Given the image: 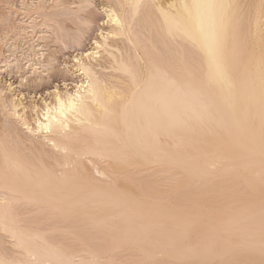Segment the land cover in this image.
Segmentation results:
<instances>
[{
    "label": "snow or ice",
    "instance_id": "obj_1",
    "mask_svg": "<svg viewBox=\"0 0 264 264\" xmlns=\"http://www.w3.org/2000/svg\"><path fill=\"white\" fill-rule=\"evenodd\" d=\"M0 7L17 36L13 4ZM100 7L15 6L36 50L21 79L45 103L30 123L11 84L0 91V264H264V0L105 6L112 35L131 36L155 11L166 48L195 50L138 57L119 85L84 61L107 48L104 29L90 35ZM60 56L80 82H67Z\"/></svg>",
    "mask_w": 264,
    "mask_h": 264
},
{
    "label": "bare ground",
    "instance_id": "obj_2",
    "mask_svg": "<svg viewBox=\"0 0 264 264\" xmlns=\"http://www.w3.org/2000/svg\"><path fill=\"white\" fill-rule=\"evenodd\" d=\"M7 1V0H6ZM19 1V0H18ZM8 2V1H7ZM3 2V3H7ZM13 0L11 3L13 4ZM19 4H31L34 0H20ZM36 3H40L41 0H35ZM49 4L55 3V0H47ZM64 3H87L88 0H62ZM94 3L101 5L99 9H90L89 16L92 19L94 33L91 35L92 39L100 40V37L97 33L104 29L105 38L101 41V43L107 42V48L102 47L99 49V55L94 57L90 62L87 57L84 58L86 66H90V70L94 73V77H99L100 81L107 82L110 85H119L120 79L123 75L121 71V67L124 64L134 62L139 57L141 60H149V59H162L164 56L174 57V54L179 53L180 55L184 54L185 49L190 50L191 52H195L194 49L191 48L189 44H183V42L172 43L169 42V46L166 48L163 44V33L158 32V24L156 21V17L159 16L158 12L153 11L151 13V18L145 20V17L142 13L141 19L145 20L142 27L137 28L135 32L129 36L127 30H125L120 35H112L109 32V29H115V25L110 24H101L99 23V16H104V7L108 5L118 6L120 4H131L134 3L135 0H93ZM142 3H155L159 5H163L167 7L168 4H180L183 0H141ZM238 2L254 6L259 4L260 0H238ZM14 9L11 10V20L17 23V26L22 30L17 36H6L5 28L2 23H0V29L4 31L0 34V91L3 90L9 83L11 84V88L9 89L8 95L11 97L12 92L18 94L20 99H16V104L20 107L21 112L24 117L29 120V122H33L36 120V112L33 110L34 107H42L45 101L41 97V94L34 93H22L19 89L14 88V84L10 80H3L4 77L2 73L5 68H9V71L6 73L7 76H11V73L14 72L15 69L19 68V65H23L22 70H16L18 73L28 72V63L26 61L29 60V56L35 57L36 50L33 49L32 44L35 42L33 40V36L31 32L25 34L23 31L26 28V25L23 23L25 17L24 14L21 13L19 18L17 17L15 11V4H13ZM2 9V8H1ZM0 9V10H1ZM114 11L118 12L122 17L124 13L127 12L131 14L132 9H123L119 7H114ZM253 14L255 13V8L252 7L248 9ZM4 11V9H3ZM2 12V10H1ZM3 13V12H2ZM0 13V19L3 18L4 14ZM107 18L106 16L104 17ZM43 24V21H41ZM3 26V27H1ZM46 30V29H45ZM119 31V30H117ZM93 32V30L91 31ZM12 41L11 45L8 48V55L5 56V52L1 47L2 45H7L8 42ZM131 41V42H129ZM86 49L89 51L95 48V45L91 44L87 39L84 41ZM22 45V46H19ZM84 46V45H83ZM6 48V49H7ZM13 49V50H12ZM19 50V52H18ZM11 51V55L9 52ZM50 51V50H49ZM19 53V56L17 55ZM42 63V62H38ZM11 64L12 67H9ZM66 65V66H65ZM63 73H68L71 76V82L69 84H75L80 82L81 75L83 74L78 70V66L75 65L73 60L63 61L62 62ZM16 72V74H17ZM20 75V79L22 76ZM13 74V73H12ZM31 74L29 73V76ZM87 79V77H85ZM21 85L24 84L22 79ZM63 82L61 81V87H63ZM29 86V85H28ZM55 85H53L54 87ZM48 91V90H47ZM46 91V92H47ZM35 95V99H34ZM52 102H54V96L52 98ZM27 108L28 111L24 112V109ZM83 118V117H82ZM42 119V117H41ZM36 145L39 146L40 151L45 154V159L47 160L48 154L51 153L55 156V150L51 147V145H44L42 141H36ZM32 146L31 144L29 145ZM142 179V177H138Z\"/></svg>",
    "mask_w": 264,
    "mask_h": 264
},
{
    "label": "rangeland",
    "instance_id": "obj_3",
    "mask_svg": "<svg viewBox=\"0 0 264 264\" xmlns=\"http://www.w3.org/2000/svg\"><path fill=\"white\" fill-rule=\"evenodd\" d=\"M8 2H9V0H7ZM6 0H0V5H2L3 4V2H7ZM14 2H13V4H15V6H17V5H19V1L18 0H13ZM10 2H11V0H10ZM2 7H0V9H1ZM1 10H2V12H1ZM0 10V13H2V14H4L5 13V10L3 11V8ZM99 18H100V16H99ZM1 27H3V26H1ZM1 30V29H0ZM2 31H4L3 30V28H2V30H1V32ZM1 32H0V34H1ZM93 33H94V29H93V32H90V35H93ZM11 43H13L12 41H10V42H8V44L5 46V45H2L1 47H3L2 49L4 50V52H5V56H7L8 55V53H6L7 52V50H8V48L7 47H9L10 45H11ZM19 46H22V45H20L19 44ZM7 48V49H6ZM84 48H86L85 47V43H84ZM13 50V49H12ZM49 51V50H48ZM18 52H19V50H18ZM18 56H19V53L17 54ZM59 59L63 62L64 61V59H63V56H60L59 57ZM68 61V60H67ZM16 70H14V72H12L11 73V76H7V74L6 73H2V75H3V77H4V79L3 80H10L14 85V88H16V89H19L22 93H24V94H26L27 95V93H32V94H34V93H36V94H38L37 96H39L40 95V91L38 90V89H36V88H32L31 90H30V86H28L27 84H22L21 85V79L19 78L20 77V75H21V73H18L17 72V74H16ZM64 76L66 77V79H67V82H71V76H70V74H68V73H65L64 72ZM10 78V79H9ZM54 85V84H53ZM48 90V88H47V86H45V91H47Z\"/></svg>",
    "mask_w": 264,
    "mask_h": 264
}]
</instances>
